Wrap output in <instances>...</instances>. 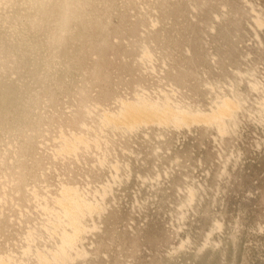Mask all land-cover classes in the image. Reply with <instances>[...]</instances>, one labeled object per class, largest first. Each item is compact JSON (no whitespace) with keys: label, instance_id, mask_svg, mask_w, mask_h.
Here are the masks:
<instances>
[{"label":"rangeland","instance_id":"374dc122","mask_svg":"<svg viewBox=\"0 0 264 264\" xmlns=\"http://www.w3.org/2000/svg\"><path fill=\"white\" fill-rule=\"evenodd\" d=\"M33 1L0 0V264H264V0Z\"/></svg>","mask_w":264,"mask_h":264},{"label":"bare ground","instance_id":"6f19581e","mask_svg":"<svg viewBox=\"0 0 264 264\" xmlns=\"http://www.w3.org/2000/svg\"><path fill=\"white\" fill-rule=\"evenodd\" d=\"M31 1H32V0H31ZM35 1L37 2V0H34V1L32 2V4H33ZM42 1H43V0H42ZM44 1H45V0H44ZM44 1H43V2H44ZM46 1H47V0H46ZM60 1H61V0H60ZM60 1H59V2H60ZM64 1H66V0H64ZM70 1H72V0H70ZM80 1H81V0H80ZM62 2H63V0H62ZM72 2H74V1H72ZM76 2H77V1H76ZM38 3H39V6H40V4H42L40 0H39ZM38 3H37V4H38ZM48 3H49V0H48ZM60 3H61V2H60ZM63 3H64V4H63L62 7H64V5H65V2H63ZM79 3H80V2H78V4H79ZM37 4H36V5H37ZM43 4H44V3H43ZM56 4H57V3H56ZM66 4H67V3H66ZM76 4H77V3H76ZM76 4H75V5H76ZM51 5H53V4H51ZM57 5H59V3H58ZM60 5H62V4H60ZM60 5H59V6H60ZM70 5L72 6L73 4H70ZM34 6H35V5H34ZM43 6H44V5H43ZM59 6H58V7H59ZM65 6H66V5H65ZM68 6H69V4H68L66 7H68ZM71 6H69V7H71ZM73 6H74V5H73ZM73 6H72V7H73ZM79 6H80V4H79ZM48 7H49V6H48ZM56 7H57V6H56ZM62 7H61V8H62ZM66 7H65V9H66ZM38 8H39V7H38ZM40 8H41V6H40ZM45 8H46V7H45ZM49 8H50V9H54L53 7H52V8L49 7ZM49 8H48V10H49ZM61 8L59 7L58 9H61ZM74 8H75V6H74ZM78 8H80V7H77V9H78ZM46 9H47V8H46ZM46 9H45V10H46ZM37 10H38V13H39L40 9H37ZM42 10H44V8H43ZM61 10H62V9H61ZM66 10H67V9H66ZM68 10H69V8H68ZM70 10H71V9H70ZM75 11H76V10H75ZM51 12H52V10H51ZM53 12H55V11L53 10ZM53 12H52V13H53ZM56 12H57V10H56ZM65 12H66V11H65ZM67 12H68V11H67ZM69 12H70V11H69ZM69 12H68V13H69ZM77 12H78V10H77ZM45 13H46V11H45ZM52 13H51V14H52ZM70 13L73 15L72 12H70ZM75 13H76V12H75ZM78 13H79V12H78ZM80 13H81V12H80ZM43 14H44V12H43ZM66 14H67V13H66ZM39 15H40V14H39ZM45 15H46V14H45ZM48 15H49L50 17H47V18L50 19V18H51V15L47 13V16H48ZM52 15H53V14H52ZM57 15H59V14H57ZM75 15H76V14H74V17H75ZM79 15H81V14H79ZM41 16H42V14H41ZM43 16H44V15H43ZM53 16H55V15H53ZM77 16H78V15H76V17H77ZM35 17H36V16H35ZM44 17H45V16H44ZM44 17H43V18H44ZM57 17H58V16H57ZM61 17H63V16H61ZM61 17H60V18H61ZM72 17H73V16H72ZM76 17H75V18H76ZM36 18H37V17H36ZM39 18H40V16L38 17V19H39ZM47 18H46V19H47ZM58 18H59V17H58ZM40 19H41V18H40ZM44 20H45V19H44ZM53 20H54V19H52L51 21H53ZM55 20L57 21V19H55ZM60 20H63V19H60ZM73 20H74V19H73ZM77 20H78V19H77ZM48 21H49V20H48ZM45 22H47V21H45ZM53 22H54V21H53ZM64 22H67V21H64ZM39 23H40V22H39ZM56 23H57V22H56ZM42 24H43V22H42ZM42 24H40V25H42ZM54 24H55V23H54ZM63 24H64V23H63ZM67 24H68V23H67ZM56 25H57V24H56ZM62 27H63V26H62ZM65 27H66V26H65ZM65 27H64V28H65ZM57 29H59V28H57ZM61 30H62V29H61ZM63 30H64V29H63ZM63 30H62V32H63ZM60 32H61V31H60ZM64 32H65V31H64ZM72 32H73V31H72ZM52 34H53V33H52ZM63 35H64V34H63ZM60 37H61V36H60ZM56 39H57V37H56ZM61 39H63V38H61ZM52 40H53V39H52ZM58 40H59V39H58ZM68 40H69V39H68ZM78 40H79V39H78ZM55 41H56V40H55ZM60 41H61V40H60ZM62 41H63V40H62ZM50 42H51V41H50ZM53 42H54V41H53ZM61 43H62V42H61ZM52 44H53V43H52ZM54 44H55V43H54ZM62 44H63V43H62ZM52 46H53V45H52ZM45 50H46V49H45ZM45 54H46V53H45ZM78 58H79V57H78ZM95 68H96V67H95ZM92 70H93V69H92ZM134 110H135V109H134ZM134 110L132 111V108H129V110L125 113L124 116L122 115V116H120V117L117 119L118 122H116V123H118L119 126H127V125H129V124L132 122V119H133L134 116H147V115H149L148 112H147L146 110H144V109H140V110H138V111H134ZM116 123H115V124H116ZM115 124H114V125H115ZM121 128H122V127H121ZM69 195H70V194H69ZM69 197H70V196H69ZM69 197H68V198H67V197H65V198L63 197V198L68 200V199H70ZM64 199H63V200H64ZM71 199H72V198H71ZM56 200H57V199H56ZM69 201H71V200H69ZM71 202L74 203L73 200H72ZM71 202H69V204H70ZM65 203H66V202H65ZM67 203H68V202H67ZM59 204H60V203H59ZM62 204H64L63 201H62ZM62 204H61V206H62L61 208H63V207L65 208V209L63 210V211H64V214H63V215H66V214H67L68 216H71L70 218H72L73 215H76L75 212L72 211V209L69 210V209L71 208V207H69V206H71V205L68 206V207H69V209H68L67 204H65L66 206H63ZM76 210H77V209H76ZM47 211H48V210H47ZM49 211H50V210H49ZM56 211H58V210H56ZM78 212H79V211H78ZM56 213H57V212H56ZM60 213H61V212H60ZM73 213H74V214H73ZM56 215H57V214H56ZM66 217H67V216H66ZM73 217H74V216H73ZM58 218H59V217H58ZM68 218H69V217H68ZM70 218H69V219H70ZM57 220H58V219H57ZM71 220H72V219H71ZM73 220L77 221V219H73ZM73 220H72V221H73ZM69 221H70V220H69ZM70 222H71V221H70ZM76 224H77V223H76ZM78 225H79V224H78ZM73 226H74V224H73ZM0 263H2V262H0Z\"/></svg>","mask_w":264,"mask_h":264}]
</instances>
